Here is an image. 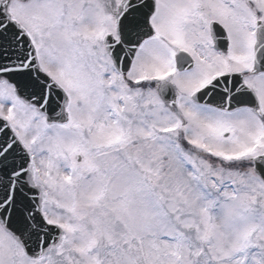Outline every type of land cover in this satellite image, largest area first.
<instances>
[{"label":"snow or ice","instance_id":"6c2138e0","mask_svg":"<svg viewBox=\"0 0 264 264\" xmlns=\"http://www.w3.org/2000/svg\"><path fill=\"white\" fill-rule=\"evenodd\" d=\"M0 264H264V0H0Z\"/></svg>","mask_w":264,"mask_h":264}]
</instances>
